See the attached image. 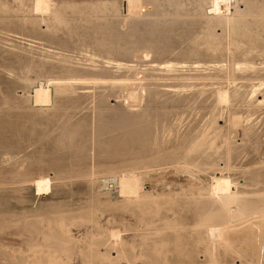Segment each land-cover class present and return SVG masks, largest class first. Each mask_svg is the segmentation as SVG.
<instances>
[{
  "label": "rangeland",
  "instance_id": "1",
  "mask_svg": "<svg viewBox=\"0 0 264 264\" xmlns=\"http://www.w3.org/2000/svg\"><path fill=\"white\" fill-rule=\"evenodd\" d=\"M42 1L0 0V264H263L200 226L264 207V0Z\"/></svg>",
  "mask_w": 264,
  "mask_h": 264
},
{
  "label": "bare ground",
  "instance_id": "2",
  "mask_svg": "<svg viewBox=\"0 0 264 264\" xmlns=\"http://www.w3.org/2000/svg\"><path fill=\"white\" fill-rule=\"evenodd\" d=\"M44 1V4H45V0ZM42 1V3H43ZM41 2V1H40ZM183 2V1H182ZM182 2L180 4H182ZM185 2V1H184ZM183 2V3H184ZM194 2V1H193ZM42 3H37L36 4V8L37 9H44L46 6ZM174 3V2H173ZM198 3V2H197ZM48 4V2H47ZM200 4V3H199ZM203 4V3H202ZM162 5V3H161ZM174 5V4H173ZM201 5V4H200ZM204 5V4H203ZM49 6V5H48ZM47 6V8H48ZM158 7V6H157ZM188 7V6H187ZM194 7V6H193ZM253 7H257V6H253ZM69 8V7H68ZM160 8V7H159ZM174 8V6H173ZM171 8V9H173ZM179 8V7H178ZM193 9V8H192ZM187 10V9H186ZM190 10V9H188ZM37 11V10H36ZM184 11V10H183ZM264 11V10H263ZM42 12V11H41ZM44 12V11H43ZM91 12V11H89ZM191 12V11H190ZM177 13V12H176ZM194 13V12H193ZM53 22V21H52ZM57 23H60L58 20H56ZM54 23V22H53ZM258 23V22H257ZM25 25V24H24ZM53 27V26H52ZM102 29V28H101ZM264 29V28H263ZM53 30V29H52ZM56 30V29H55ZM118 31V30H117ZM111 36V35H110ZM112 36H115L114 34H112ZM111 36V37H112ZM117 36V35H116ZM119 36V35H118ZM113 38V37H112ZM120 38V37H119ZM114 40V39H113ZM116 41V39H115ZM114 42V41H113ZM248 51V50H247ZM246 51V52H247ZM250 51V50H249ZM252 51V50H251ZM145 52H143L144 54ZM194 53V52H193ZM249 53V52H248ZM251 53V52H250ZM147 54V53H146ZM196 55V54H195ZM246 55V53H245ZM251 55V54H249ZM248 55V56H249ZM148 56H150L148 54ZM104 116V115H103ZM98 117H101V116H98ZM103 118V117H102ZM104 120V119H102ZM107 120H111V119H107ZM115 120V119H114ZM100 118L97 120L96 124L98 125L100 122ZM111 122V121H110ZM113 122V120H112ZM115 122V121H114ZM117 122V121H116ZM110 125V124H109ZM108 125V126H109ZM126 137H130V136H126ZM127 139V138H126ZM121 143V142H119ZM101 147V146H100ZM135 182H132L131 180H128L125 182V185L124 187H126L124 189V191H126L128 193V195H131L133 193H135V185H134ZM221 186L217 189H220ZM36 190L38 192H44V191H47L48 190V183L47 181H44L43 180V177H39V180L36 182ZM225 198H228V197H225ZM225 198H222V204L219 205V207H217L214 211L212 212H209L206 214V216L202 219V228H208V227H220L224 224H227V223H232L234 220L233 219H243V218H247V217H250L248 219H246L245 221H251V220H257L255 222H251V225H255V229L253 230L252 228H250V225L249 227H246L244 228L243 230H235L233 232H231L230 236H233L234 238L235 237H242L245 241H246V244H249L247 245V249L244 250V257L247 259H251L252 260L255 258V255H257V252L258 251H261L263 252V256H264V246L261 245L262 242L264 241V214L260 215V213L264 212V207L261 208V199L262 197H259V198H244V199H238V204L241 208V210L243 212H240L239 213H231L228 211V205L226 204V200H224ZM262 209V210H261ZM245 214V215H243ZM247 214V215H246ZM259 214V215H258ZM255 216V217H252V216ZM242 216H245V217H242ZM257 223V224H256ZM240 231V232H239ZM243 233V234H242ZM46 238V237H45ZM53 239V238H52ZM57 245V244H55ZM52 247V246H51ZM255 248H260L258 251H255L254 249ZM181 249V248H180ZM40 250V249H39ZM263 250V251H262ZM41 251V250H40ZM56 251V250H55ZM39 252V251H37ZM54 252V251H53ZM182 252V249L181 251L179 252V254H181ZM40 253V252H39ZM56 253V252H55ZM54 253V254H55ZM227 253V252H226ZM43 254V253H42ZM47 254V253H45ZM52 254V253H51ZM53 254V255H54ZM50 255V254H49ZM41 258H35L34 261L31 263V264H55V262H53V258H48V256H44V254L42 256H39ZM99 256H97L98 258ZM96 258V259H97ZM93 259V258H92ZM95 260V259H94ZM98 260V259H97ZM253 262V261H252ZM263 263V262H262ZM30 264V263H29ZM257 264H260V263H257ZM264 264V263H263Z\"/></svg>",
  "mask_w": 264,
  "mask_h": 264
}]
</instances>
